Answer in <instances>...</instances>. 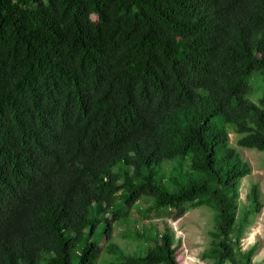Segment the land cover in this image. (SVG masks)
<instances>
[{
  "label": "trees",
  "instance_id": "obj_1",
  "mask_svg": "<svg viewBox=\"0 0 264 264\" xmlns=\"http://www.w3.org/2000/svg\"><path fill=\"white\" fill-rule=\"evenodd\" d=\"M225 125L264 153V0H0V264H178L165 224L138 255L111 223L199 207L202 258L252 264Z\"/></svg>",
  "mask_w": 264,
  "mask_h": 264
},
{
  "label": "rangeland",
  "instance_id": "obj_2",
  "mask_svg": "<svg viewBox=\"0 0 264 264\" xmlns=\"http://www.w3.org/2000/svg\"><path fill=\"white\" fill-rule=\"evenodd\" d=\"M254 84H256L254 81H250V85H253V92L249 99L253 102L258 97ZM224 127L227 131L228 146L238 153L240 159L249 168L248 175L243 177L238 184L236 215L239 216L248 207L247 195L252 185L257 186L259 200L262 204L259 213L244 228L238 245L239 250L240 252H244L255 246L251 263L264 264V153L253 149L237 147L235 145L236 135L232 132V128L229 125H225ZM137 205L139 208H142V204ZM103 216L110 219V215L107 213ZM163 224L172 233L174 240L173 247L178 264H210L209 261L202 258L209 244L208 232H212L214 228L213 211L206 207L189 210L182 217L175 220L166 219L163 216H151L150 219L143 222L141 220L134 221L132 217H127L125 222L121 220L114 221L111 223V241L122 248L125 253L142 255L143 249L134 243H127L121 237V233L126 230L133 231L139 229L142 225L160 232ZM96 243L98 247L102 248L105 244L104 236L100 234ZM103 257L104 253H101L97 261L98 264Z\"/></svg>",
  "mask_w": 264,
  "mask_h": 264
}]
</instances>
